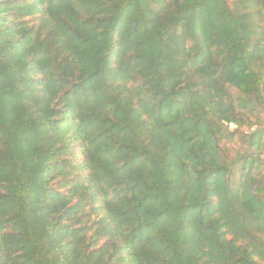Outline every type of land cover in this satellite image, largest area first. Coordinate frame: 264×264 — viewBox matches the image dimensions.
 <instances>
[{"label":"trees","instance_id":"16d2710c","mask_svg":"<svg viewBox=\"0 0 264 264\" xmlns=\"http://www.w3.org/2000/svg\"><path fill=\"white\" fill-rule=\"evenodd\" d=\"M263 107L264 0H0V264H264Z\"/></svg>","mask_w":264,"mask_h":264},{"label":"rangeland","instance_id":"374dc122","mask_svg":"<svg viewBox=\"0 0 264 264\" xmlns=\"http://www.w3.org/2000/svg\"><path fill=\"white\" fill-rule=\"evenodd\" d=\"M261 118H262V121H261V124L262 125H264V107H263V111H262V113H261ZM243 131H246L245 129H242ZM263 158H264V156H263Z\"/></svg>","mask_w":264,"mask_h":264}]
</instances>
